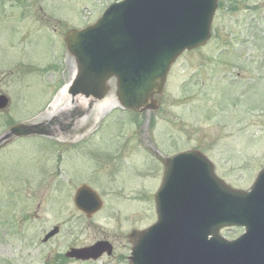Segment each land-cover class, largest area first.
<instances>
[{
    "label": "rangeland",
    "instance_id": "obj_1",
    "mask_svg": "<svg viewBox=\"0 0 264 264\" xmlns=\"http://www.w3.org/2000/svg\"><path fill=\"white\" fill-rule=\"evenodd\" d=\"M116 1L0 0V95L10 100L0 111V137L8 118L41 130L54 122L51 129L61 133L76 108L83 112L76 137L63 140L91 135L70 146L57 144L61 136H29L0 150V264H54L69 243L85 247L97 239L110 241L114 253L96 264H127L128 231L155 222L150 199L162 171L150 153L155 147L161 158L203 150L216 175L237 189H249L264 166V0H219L212 40L172 66L158 111H123L112 80L109 97L86 114V103L76 106L62 92L75 63L64 33L95 23ZM83 183L105 203L90 226L69 203ZM55 226L59 235L44 245Z\"/></svg>",
    "mask_w": 264,
    "mask_h": 264
},
{
    "label": "water",
    "instance_id": "obj_2",
    "mask_svg": "<svg viewBox=\"0 0 264 264\" xmlns=\"http://www.w3.org/2000/svg\"><path fill=\"white\" fill-rule=\"evenodd\" d=\"M216 2L126 0L111 6L95 26L67 33L65 42L78 65L70 94L102 99L108 92L107 82L115 77L116 95L122 106L137 112L156 109L153 96L162 94L174 60L183 51L201 47L209 41ZM8 103L5 96H0V110H4ZM33 129L18 126L11 130L10 135L32 134ZM194 154L205 160L203 155ZM185 157L178 156L176 160L180 162ZM171 160L165 165L163 190L169 180ZM200 164L181 168L179 173L184 177L190 175L188 177L201 191L199 212L204 210L208 214L190 215L189 220L202 229V233L178 234L163 228L157 236L164 224L163 213L158 209V224L146 232L133 234L134 244L143 239V244H138L133 251L136 264H237L236 258L242 264H264V170L252 192L247 194L225 186L214 175L212 165ZM207 191L213 197L207 195L209 198H205ZM213 208L215 213L209 214ZM233 225L243 226L247 232L228 245L219 238L218 231L223 226ZM209 235L219 243L207 253L209 244L206 239ZM142 249L145 253L140 257ZM75 253L73 257L81 259L94 256H77Z\"/></svg>",
    "mask_w": 264,
    "mask_h": 264
},
{
    "label": "bare ground",
    "instance_id": "obj_3",
    "mask_svg": "<svg viewBox=\"0 0 264 264\" xmlns=\"http://www.w3.org/2000/svg\"><path fill=\"white\" fill-rule=\"evenodd\" d=\"M72 65H73V64H72ZM74 72H75V65L72 66V74H74ZM66 91H67V87L63 88L62 92H63V93H66ZM79 99H80V98L76 99V100H75V103H76L77 105L80 104L81 106H84L86 102L83 101V103H81Z\"/></svg>",
    "mask_w": 264,
    "mask_h": 264
},
{
    "label": "flooded vegetation",
    "instance_id": "obj_4",
    "mask_svg": "<svg viewBox=\"0 0 264 264\" xmlns=\"http://www.w3.org/2000/svg\"><path fill=\"white\" fill-rule=\"evenodd\" d=\"M177 152H179V151H176V152L171 153V154L166 153L163 157L166 158V156L174 155V154H176ZM158 161H159V160H158ZM159 165H161V162H159Z\"/></svg>",
    "mask_w": 264,
    "mask_h": 264
}]
</instances>
